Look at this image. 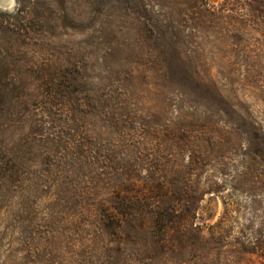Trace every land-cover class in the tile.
Masks as SVG:
<instances>
[{
  "label": "rangeland",
  "instance_id": "1",
  "mask_svg": "<svg viewBox=\"0 0 264 264\" xmlns=\"http://www.w3.org/2000/svg\"><path fill=\"white\" fill-rule=\"evenodd\" d=\"M0 0V264H264V0Z\"/></svg>",
  "mask_w": 264,
  "mask_h": 264
},
{
  "label": "bare ground",
  "instance_id": "2",
  "mask_svg": "<svg viewBox=\"0 0 264 264\" xmlns=\"http://www.w3.org/2000/svg\"><path fill=\"white\" fill-rule=\"evenodd\" d=\"M5 5H8L9 3H11V0H5Z\"/></svg>",
  "mask_w": 264,
  "mask_h": 264
}]
</instances>
